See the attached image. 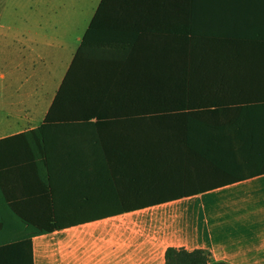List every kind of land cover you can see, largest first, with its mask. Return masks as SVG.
I'll list each match as a JSON object with an SVG mask.
<instances>
[{"label":"crops","instance_id":"crops-1","mask_svg":"<svg viewBox=\"0 0 264 264\" xmlns=\"http://www.w3.org/2000/svg\"><path fill=\"white\" fill-rule=\"evenodd\" d=\"M101 1L0 0L15 211L96 218L34 236L33 264H264V0H109L90 111L48 114Z\"/></svg>","mask_w":264,"mask_h":264},{"label":"trees","instance_id":"trees-1","mask_svg":"<svg viewBox=\"0 0 264 264\" xmlns=\"http://www.w3.org/2000/svg\"><path fill=\"white\" fill-rule=\"evenodd\" d=\"M117 8V3H109V0L101 1L48 114L57 113L66 114L69 117H82L90 111L89 99L92 100L93 98L91 92H89L90 83L87 80V61L98 45L103 46L104 43L111 45L108 41L95 40L92 34L94 35L96 27H102L101 21L103 18L116 16ZM49 118L47 115L45 121L49 122ZM39 130L40 128H36L34 131L39 132ZM6 173L7 171L0 169V264H33L32 238L34 236L96 219L92 217H62L55 213L39 216L16 213L15 207L17 204L19 206L23 204L11 200L14 194L4 183ZM32 203L34 204V202ZM38 203L41 204V202L36 204ZM148 203L154 202H142L140 205ZM49 205L55 209L56 202L52 199L49 201ZM8 210L15 214L10 213ZM165 263L227 264L214 261L210 252L206 249L187 250L176 247H168L165 250Z\"/></svg>","mask_w":264,"mask_h":264}]
</instances>
